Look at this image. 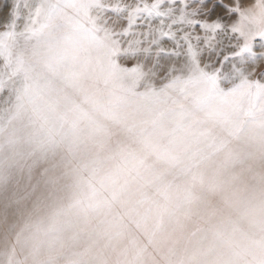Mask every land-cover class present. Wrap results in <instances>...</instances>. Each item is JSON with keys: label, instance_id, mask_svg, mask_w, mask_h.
<instances>
[{"label": "rangeland", "instance_id": "374dc122", "mask_svg": "<svg viewBox=\"0 0 264 264\" xmlns=\"http://www.w3.org/2000/svg\"><path fill=\"white\" fill-rule=\"evenodd\" d=\"M14 2L19 10L7 31L0 21V126L18 127L22 122L29 125L30 133L51 139L55 146L51 154H55L47 162L38 157L45 154L48 142L34 144L30 152L36 158L32 177L37 181L61 163L48 188L65 193L55 210L73 213L69 225L75 230L94 224L109 227L108 234L126 250L110 255L109 264H126L134 257V264H215L199 260L198 247H207L211 235L228 234L223 232L222 221L238 218L240 224L246 220L244 214L236 216L230 197H239L245 186L244 179L239 185L233 181L243 169L234 160L235 144L249 123L264 117V82L257 79L255 67L235 84H221L198 74L170 71L168 76L156 75L151 59L143 68L129 70L124 66L134 61L117 62L105 42L95 46L85 28L78 27L86 36L63 51L68 63L61 76L68 82L61 87L68 90L71 82L75 90L66 95L67 103L62 106L57 91L38 98V89L25 80L18 66L22 62L40 65L11 45L12 30L17 27L23 34L31 33L40 15L38 0ZM263 3L240 0L239 10L248 6L261 11ZM52 18L60 24V19ZM260 36H264L263 24L249 37L240 35L242 46ZM71 68L75 74L69 81ZM203 82L212 86L208 95L233 96L221 104V98L214 95L220 105H201L204 95L190 88ZM36 98L48 106L45 117L31 103ZM68 132L74 137L66 142L63 136ZM262 257L250 260L242 254L241 261L264 264ZM57 258L68 261L61 255Z\"/></svg>", "mask_w": 264, "mask_h": 264}, {"label": "bare ground", "instance_id": "6f19581e", "mask_svg": "<svg viewBox=\"0 0 264 264\" xmlns=\"http://www.w3.org/2000/svg\"><path fill=\"white\" fill-rule=\"evenodd\" d=\"M38 1L39 23L28 34L21 33L15 27L12 30L14 38L11 45L23 49L30 60L40 64L38 67L25 65L23 62L18 64L25 80H30L38 89L37 97L53 96L57 91L56 98L61 97L59 103L63 106L67 103L66 95L69 96V92L75 90L71 82L68 90L61 87L68 82V78L61 76V69L68 63V59H64L67 57L63 55V51L66 47L80 42L82 35L86 36L82 20V5L86 1ZM52 17L60 19V24L55 23ZM234 22L236 31L243 37H249L255 27L264 25V9L259 11L246 6L239 10V16L234 18ZM78 27L84 29L83 33ZM91 40L95 46L101 42L93 38ZM54 60L56 61L53 63ZM69 72V81H72L75 73L72 68ZM185 75H197V71L193 69ZM248 76L249 72L242 75L245 78ZM57 87L63 89L62 92ZM210 88L212 86L209 82H203L192 86L190 91L204 95L201 105H220L214 95L221 98V104L224 98L233 96V93L208 95ZM262 91L264 93V86ZM38 98L31 103L40 108L39 111L45 117L48 106H44ZM257 121L247 125L246 133L235 144L234 160L243 169L236 172L237 177L233 181L234 185H239L244 179L245 186L239 197L232 195L230 199L236 207V216L244 214L246 220L240 224L238 218L222 221L223 232L228 234L225 237L211 235L207 247H198L199 260L209 263L213 261L215 264H254L249 260L241 261L242 254L250 260L263 255L264 260V252L260 253L264 251V117ZM38 136L30 133L29 125L25 127L22 122L18 127L10 123L0 126V264H50L51 261L56 264H109L110 255L126 252L120 248L115 236L108 234L109 227L103 228L94 224L91 228L75 230L69 225L73 213L62 209L55 210L57 202L65 193L61 194L63 190L51 191L48 188L55 179V167L61 166V163L38 177L40 181L32 177L36 158L33 159L30 148L44 140L49 146L45 154L38 158L47 162L48 157L55 154H51L55 149L51 139ZM63 137L69 142L74 136L68 132ZM48 152L49 155L45 157ZM243 172L247 174L240 177ZM142 251L141 247L140 253ZM60 255L68 261L57 260ZM134 258H130L126 264H134Z\"/></svg>", "mask_w": 264, "mask_h": 264}, {"label": "snow or ice", "instance_id": "6c2138e0", "mask_svg": "<svg viewBox=\"0 0 264 264\" xmlns=\"http://www.w3.org/2000/svg\"><path fill=\"white\" fill-rule=\"evenodd\" d=\"M239 7L240 0H86L82 10L91 38L105 42L117 62L134 61L126 69L143 68L151 59L156 75L196 69L205 79L235 84L255 67L264 82V36L242 46L234 22ZM18 10L14 0H0L5 31Z\"/></svg>", "mask_w": 264, "mask_h": 264}]
</instances>
